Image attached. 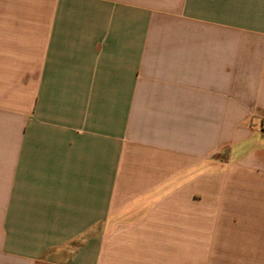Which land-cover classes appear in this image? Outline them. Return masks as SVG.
<instances>
[{"label":"crops","instance_id":"0c3cea01","mask_svg":"<svg viewBox=\"0 0 264 264\" xmlns=\"http://www.w3.org/2000/svg\"><path fill=\"white\" fill-rule=\"evenodd\" d=\"M0 264H264V0H0Z\"/></svg>","mask_w":264,"mask_h":264}]
</instances>
